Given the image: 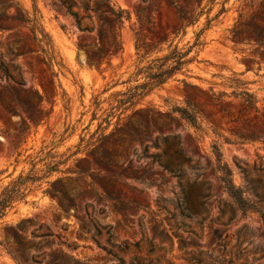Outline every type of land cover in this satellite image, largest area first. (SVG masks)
Listing matches in <instances>:
<instances>
[{
	"label": "rangeland",
	"instance_id": "374dc122",
	"mask_svg": "<svg viewBox=\"0 0 264 264\" xmlns=\"http://www.w3.org/2000/svg\"><path fill=\"white\" fill-rule=\"evenodd\" d=\"M178 1L187 11L195 6ZM50 2L0 0V62L14 61L22 74V85L0 77V86L38 91L44 108L34 124L20 109L14 114L0 105V192L20 173L43 175L49 163H60L0 223V239L6 224L30 219L29 237L37 226L53 233L35 239L48 255L30 264H67L60 250L84 264H119V258L123 264H264V45L257 43L264 0H203L199 21L177 37L178 21L165 0H111L129 19L120 32L122 50L99 69L77 46L94 41L95 32H82ZM34 17L42 42L23 21ZM239 20L234 38L230 29ZM203 28L204 45L193 49L195 60L183 72L135 105L119 103L138 83L144 49L136 50V32L153 48L145 64L172 42L188 49ZM167 32L168 41L158 43ZM232 78L254 93L258 113L241 115L232 97L223 101L224 111L213 102V92L232 91ZM189 107L200 129L181 118L179 110ZM251 133L261 137L249 140ZM219 153L237 192L221 181ZM57 178L62 183L52 186ZM52 187L67 193L64 207ZM124 245L126 252L119 249ZM0 264H18L2 245Z\"/></svg>",
	"mask_w": 264,
	"mask_h": 264
},
{
	"label": "trees",
	"instance_id": "16d2710c",
	"mask_svg": "<svg viewBox=\"0 0 264 264\" xmlns=\"http://www.w3.org/2000/svg\"><path fill=\"white\" fill-rule=\"evenodd\" d=\"M165 1L172 7L178 21V26L174 27L172 31L175 37H177L181 31L185 32L186 27L197 23L204 12L202 6L203 0H186L187 3L193 2L195 4L191 11H187L178 0ZM213 2H215V0H213ZM50 5L55 9L63 8L66 13L73 16L76 25L82 32H95L94 41L88 42L87 40H80L77 44L78 48L85 52L86 60L90 65L99 69L104 64L111 63L112 57L122 50L120 32L124 26L125 20L129 19V14L121 8H116L111 0H51ZM77 5L81 6V10L77 8ZM222 11H224V8ZM139 15L141 22L147 21V17L142 11H139ZM254 16H256V14ZM13 19L19 20L15 15ZM23 21L32 23V31L35 35L34 39L42 42L43 40L38 39L36 36V26L34 24L36 17L25 18ZM210 21L211 19L207 20L206 26L210 24ZM241 23L243 22L239 20L230 29L234 38L239 35V25ZM4 29L5 28L0 25V30ZM204 29L205 28L196 34L194 43L190 45L188 49L184 50V48H180L178 44H173L172 42L169 44L167 52L148 59L145 64H143V62L153 51V48H147L145 46V41H140V33L136 32V50L140 52V49H144V54L141 55V59L136 64V72L134 73L136 78L135 81L138 83L121 94L123 98L119 100V103L122 105L126 103H130L131 106L135 105L138 100L148 95L151 91L163 86L176 74L183 72L184 68L195 60L196 56L190 55L193 49L204 45V42L201 40ZM168 36L167 32L157 40V42H167ZM257 36V43L264 45V33H259ZM46 44H49L48 41H46ZM43 51H45V49H43ZM21 76V69L17 63L14 61L0 62V77L12 80L17 85H22L21 81H19ZM141 79L142 81L139 82ZM227 86L232 88L230 93L224 91L218 93L213 92V102L220 107L221 111L225 110L223 104L225 98L232 97L229 102L232 103L234 100H238V105L240 106L239 113L241 115H243L245 111L255 110L257 113L259 112L257 98L254 93L248 90L244 82H241L238 78H232ZM0 105L9 113L17 114L20 109L25 113L26 118L34 124H38L43 120V95L38 91L29 92L16 86L4 84L0 86ZM174 112H176V110L170 111L167 116L173 117ZM136 113H138V111ZM179 113L182 119L193 125L196 129H200L194 109L190 107L180 109ZM246 136H248L246 138L249 140H256L261 137L256 133H251ZM96 160L106 169H112L110 163L103 161L99 157H96ZM59 164V162L54 164L49 163L43 175H39L34 169H31L27 174L20 173L14 180L3 187L0 192V223L3 222L8 213L15 207L16 203L26 200V197L32 192L37 182L50 177L53 172L57 171ZM164 167L166 168L165 165ZM217 169L221 173V181L225 188L231 193L237 192V187L232 181V171L229 166L222 161L220 153L218 154ZM50 183L52 186L55 183H62V178H57ZM51 192L58 197L61 206L64 207V200H68L67 193H63L54 187H52ZM29 224H31L30 219H22L16 224H6L5 238L3 240L0 239V245L7 249L18 264L38 263L39 261L36 260L38 257L43 256V258H45L48 255L47 251L42 249L44 242L36 241L35 239H44L52 236L53 233L42 232V227L37 226L31 231L29 237ZM135 246H138V244L136 243ZM119 249L122 252H126L129 246H119ZM59 257L66 259L68 261L67 264H84L81 260L74 259L63 250H60ZM118 260L119 264H123L121 258Z\"/></svg>",
	"mask_w": 264,
	"mask_h": 264
}]
</instances>
